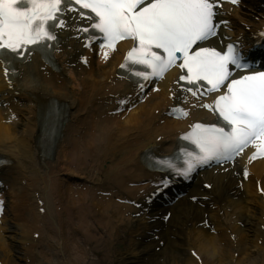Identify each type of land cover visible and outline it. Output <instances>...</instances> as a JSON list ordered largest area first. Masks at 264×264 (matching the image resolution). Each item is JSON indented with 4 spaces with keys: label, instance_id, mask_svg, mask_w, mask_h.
<instances>
[{
    "label": "bare ground",
    "instance_id": "6f19581e",
    "mask_svg": "<svg viewBox=\"0 0 264 264\" xmlns=\"http://www.w3.org/2000/svg\"><path fill=\"white\" fill-rule=\"evenodd\" d=\"M259 12L256 21L252 16L258 13L245 10L236 14L235 20L250 28L255 22H264V11ZM61 59L67 58L62 54ZM31 62L23 67L19 78L26 96L20 98L18 125L3 121L10 117L0 112V151L11 163L5 174L9 213L6 211L4 218L17 233L11 238L19 241L15 250L11 239H0V264H93L86 246L110 243L119 251L114 243L120 233L113 223L127 219L108 199L128 181L137 180L130 174V164L137 162L134 152L154 136L169 140L185 125L170 120L159 123L161 117L150 112V103L159 106L164 100L162 92L156 96L158 99L129 111L125 120L114 116L106 95L115 87V104L120 96H125L123 85L110 75L115 57L108 65L90 69L67 63L58 75L42 71L36 65L38 62ZM52 99L56 103L67 102L69 108L68 117L59 121L60 128L53 135L52 124L48 120L37 123L33 111ZM141 134L146 135L144 141L138 140ZM255 166L259 174L263 166ZM216 176L212 178L217 180ZM104 180L108 186L100 184ZM97 191H108V199ZM251 215V219H256L253 227L237 230V250L242 257L235 264H264V227L257 228L258 219V224H264L262 204ZM258 240L262 243L258 244ZM248 244L250 249L244 253ZM157 245V253L165 255ZM149 256L152 260L154 252ZM221 256L222 264H231L230 250ZM205 259L207 263L212 261L210 256Z\"/></svg>",
    "mask_w": 264,
    "mask_h": 264
},
{
    "label": "snow or ice",
    "instance_id": "6c2138e0",
    "mask_svg": "<svg viewBox=\"0 0 264 264\" xmlns=\"http://www.w3.org/2000/svg\"><path fill=\"white\" fill-rule=\"evenodd\" d=\"M215 7L212 0H0V50L23 56L20 49L28 45L48 47V41L58 39L53 30L65 26V14L71 10L94 21L79 30H98L101 47L114 48L118 40L132 39L134 46L121 67L135 68L136 76L158 78L178 66L184 70L179 81L191 85L188 92L195 95L194 89L207 85L208 92L219 93L204 106L218 111L225 125L195 124L186 139L198 151H185L182 165L171 158L157 162L188 176L197 165L232 159L250 144L256 149L253 158L264 156V72L231 79L234 68L252 67L254 62L232 44L226 51L199 46L215 34ZM170 182L162 179L157 191Z\"/></svg>",
    "mask_w": 264,
    "mask_h": 264
},
{
    "label": "rangeland",
    "instance_id": "374dc122",
    "mask_svg": "<svg viewBox=\"0 0 264 264\" xmlns=\"http://www.w3.org/2000/svg\"><path fill=\"white\" fill-rule=\"evenodd\" d=\"M120 239H121V238H120ZM120 239H119V240H120ZM93 247H94V246H93ZM93 247H92V246H86L87 249H90V248H93Z\"/></svg>",
    "mask_w": 264,
    "mask_h": 264
}]
</instances>
